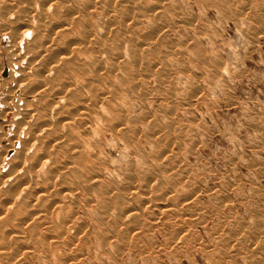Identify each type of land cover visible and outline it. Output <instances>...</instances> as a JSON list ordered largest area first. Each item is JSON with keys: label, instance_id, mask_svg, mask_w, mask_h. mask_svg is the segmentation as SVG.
<instances>
[{"label": "rangeland", "instance_id": "1", "mask_svg": "<svg viewBox=\"0 0 264 264\" xmlns=\"http://www.w3.org/2000/svg\"><path fill=\"white\" fill-rule=\"evenodd\" d=\"M1 1L3 2V0H0V8L2 6H5L6 3L11 4V1L13 2V0L10 1L8 0L10 3L7 0H5L4 1L5 4H2ZM131 1L132 3L130 4L129 2ZM155 1L158 2V0H145V1L130 0L129 2L127 1V3H125L124 1V2H117V4L122 5L123 3L124 6L123 7L120 6V8H127L130 5L132 6L134 3L137 2L136 3L137 6L141 4V6L145 9V7L147 8V6L148 8L152 6L153 7L157 6L155 4L156 3ZM164 1L163 3L165 5L162 4L158 8L159 9V12L157 10L158 13L156 11L147 13L142 10L141 11L137 10L135 13L132 14V16L135 14L133 16V20H134L133 24H131L132 21L129 20L131 23L128 21V23H130L133 27H136L134 26L135 23L140 22L136 27L137 29L134 28L133 30V28L130 27V25L129 27L132 28V30L134 31V32L132 31L134 33L133 36H135V32H136V35L139 33L140 34L135 37L141 38L144 37V35L146 34L149 36L151 32L153 33L154 27H156L158 23L157 19L159 20V24L155 30L156 32H154L156 34L154 35L153 33L151 38L152 41L154 40L153 50L151 51V58L153 57L152 54L154 52L155 53L158 52L157 50H159L160 53L158 52L156 53V55H154L155 58L154 60H152L150 57L146 59L149 63V64L147 63L149 65L148 67L147 64H145L146 68L148 69L147 74L145 70L146 68L145 69L143 68L144 61L145 63L147 62L144 59L145 58L144 55L146 54L147 51H145V54L144 53L142 54L141 52V54H139L138 56L137 64L139 65L141 63L140 67L136 64L137 66L135 65L132 68V69L134 68L136 69V67L137 68L139 67L138 68L139 70L137 69L133 70L132 73H134L135 71H140V74L139 72H135L137 74L135 73L133 74L135 76L134 78L138 77L136 75H140V77L142 78L144 77L143 80L145 79L144 82L142 81V78L140 77H139L140 79L136 78L137 81L140 80L139 83L136 84L137 89L138 87L139 89L138 90L135 89L136 87H134L135 85H133L134 81L129 80L125 74L122 75L123 73H125L122 72V70L121 71L118 70L117 72L114 71V73L111 72V75L112 76L114 75V79L112 76L111 77L107 76L109 75L107 74V72L109 71L108 73H110V70L108 69L107 65L105 66V69L107 70V71L105 70L106 76L105 73L103 72V69L100 72V76L101 78L103 77V80H101L100 82L101 83L100 85H102V87L100 85H98L99 87H97L100 89L99 94H103L106 97L110 98L109 103L114 104L115 108L116 107L119 108L120 113L121 110L123 109L121 113L122 115L119 114L120 117H114L112 119L111 125L117 124L121 119V117L123 116L122 119L120 120V123L126 120V122H124L125 124L123 125L122 123L121 125L122 128L124 127V129H121L120 126L119 128L122 131L117 129L118 131L116 132L121 131V134L125 133L123 134L125 136L129 132L128 136L126 137L127 139L128 137L129 138L131 137L132 139V141L130 139L128 141L126 140L128 144L132 143L128 148L127 147L128 145L126 144V142H123L121 140V137H119L118 135L116 136L115 135L116 133H113L108 128L106 130V127H108L107 125L106 127H104L103 123H101L100 124L101 127H99L100 125H98L97 121H96L97 123L93 122L94 123L93 126L96 125L95 127H97V128H93L95 129L94 132L99 131V134L101 135L103 134L102 133L103 128L107 132L105 134V130H104V135L103 136L101 135V138L99 137L100 135L98 136V134H96L97 140L93 139L96 137L94 133H92V135L88 137L90 138L88 139V141L90 140L89 141L90 143L91 141H93L94 143V144L91 143L90 145L93 148L94 147L95 148L92 149L93 150L92 152H91V146H87L85 149L88 152V148L90 147L89 152L92 154L94 162L95 160L97 163L98 161H100L96 166H95L96 162L94 163V166L97 167L98 169L94 167V169L92 168V170L90 171H95V173H97L95 174L93 172L94 174L92 173V175L98 176L99 179L98 182L102 180L104 184L106 181L105 187L107 186L109 187L102 189V191L104 190L103 195L101 193L102 191L100 190L101 186L98 187L99 183L96 186H94L97 188H93V186L89 188L81 187L78 190L76 188L73 190V194H74L73 196L75 197V199L72 196L73 200L72 203H70L71 201L69 198H66L65 200L63 199V197L57 199V196L55 195L52 196L53 193L51 194V191L53 188L50 187V185H47L46 187V184H44V186L47 188V191L49 193L47 191L46 192L51 195V198L50 196H47L48 197L47 201L52 199L58 202V200L61 199L62 203L56 202L52 204L51 202V206L48 203L46 206H48L49 208L48 207L42 208L40 202H33L31 203V205L28 206V208L30 209L29 210L26 209V210L28 211V214L33 211L34 216L32 218V221L36 223V227L38 228L37 229L35 227L36 238L37 237L38 238L42 237V238H40V240L38 238H37L38 240L32 239L31 237L28 239V237L30 236V235L28 236L30 231L25 232V233L28 232L26 236L18 235L21 237V238L19 237L20 239L16 235V241L15 238L14 241H12L13 239L11 240L12 242L10 241L12 248L13 247H14L13 249H15L16 247L22 248L24 246L28 248V249L24 248L25 249L24 251H21L19 255L17 254L18 260L20 259V262H18L17 260L16 263L18 262L19 264H28V263L42 264L45 261V259H47L48 257H49L48 259L50 260L49 263L47 259L46 260L47 262L46 263L44 262L43 264H61L63 262H64L63 264L65 263L66 264L69 263L70 264H259L260 263L261 264L262 263L263 264L264 263V261L261 260L264 257L263 255L264 254V235H263L264 234V0H164ZM149 3L151 4L147 5ZM13 4L14 3H12L11 5L14 6ZM125 4L127 7L125 6ZM215 6L218 8H216ZM37 7H38L37 5L36 7H33L34 10H36V12H38L39 10ZM168 7L169 8L172 7V9H169V11L167 12L166 10L168 9ZM13 13L12 14L14 16L11 13L9 14L10 16L12 15L11 18L12 19L17 18L18 13L16 12ZM146 13L148 15H145ZM163 14H167L170 17L168 18V16L166 15L167 18H164L165 15ZM143 16L144 17L148 16L147 17L148 19H146V17L144 18ZM149 16L151 17L153 16L152 20L155 23L156 22L157 23L156 24L153 23V21H151V18ZM94 17H93V22L95 23H93V26L95 27L98 23H101L103 21L101 20L103 18L98 16L100 19L97 20L98 19V18L96 19L97 15H94ZM170 18L174 21H172ZM31 19L34 20V18H28L27 21L26 20L24 21L26 22L31 21L30 23H32L33 21ZM106 20L107 18H104V22ZM0 21H2L0 22V24L6 23V21L2 19H0ZM170 21H172L173 23ZM147 23H149L148 26ZM32 24L34 25L35 22H33ZM101 24H98L96 26V29L97 27L99 29ZM168 24L171 26H169ZM163 27L165 29H163ZM138 28L141 29L142 31L144 30L145 34ZM146 28H148V30ZM149 28L151 32H149L150 31ZM100 29H102V27ZM161 29L164 30L163 31L164 33L162 32ZM157 30L158 31L161 30L160 32L162 33L161 34L162 36L160 34L158 35V33L160 32H157ZM149 37H151V35ZM126 38H127L126 33H124V35L122 34L120 39L121 41L123 39L124 40L123 43H121L120 45L121 47L123 46L122 48L120 47V51L121 53L124 54V59L127 60L126 64L131 65L133 63L132 60L133 58L127 56L128 54H126V48H127L126 45L129 44V43L126 44L124 42L127 40ZM157 38H159V40H157ZM3 40L5 39H1L0 42L1 46H4L7 43L6 40L5 41ZM157 41H159V43L162 46H160ZM171 45L173 47H171ZM160 54H162V56ZM157 55H159L160 58L156 57ZM106 56L107 55L105 54V57ZM139 57L141 58L139 59ZM128 58L129 59L131 58L130 59L131 61L128 60ZM157 58H159L160 61ZM155 60H157V62L159 61L160 63L159 62L156 63ZM140 68L142 70H140ZM150 69L157 71L154 72L153 70ZM149 71L152 72V76H150L151 73H149ZM118 72L119 73L122 72L120 76L121 77L123 76L122 77L123 79L126 78L123 80V82L125 80L126 82L129 80V82L131 83L129 82L123 83L121 79H119L120 80L119 81L118 78H116V76L119 77V75H117L119 74ZM144 73L146 76L148 75L147 76L148 79L150 78L151 80V78L153 77V79L156 82L153 81L152 83V81L148 80L146 76L143 75ZM3 76L4 73L0 74V79H5V77ZM157 77H159L161 81L157 82L159 80V78ZM107 78L109 81L110 80L111 81L108 82ZM115 78L117 79L116 81L118 84L116 83ZM30 79L34 85L35 82L34 79L33 80L32 78ZM118 81L124 84L123 85L124 87L122 88L125 90L126 95L124 94V90L120 88L122 84L120 85ZM113 82L116 83L117 86L119 85L120 87L118 86L116 88V85ZM109 83L111 87L114 89L116 88V90H113L111 87H109L110 86L108 85ZM145 83L148 84L146 85ZM105 84H107V87ZM113 85L115 87H113ZM145 87L146 89H149V91L146 90ZM141 88H143L144 92L140 90ZM105 89L107 93L104 92ZM126 89L127 91L129 90L130 91L127 92ZM135 90L137 93L140 90L139 92H141L142 94H136ZM120 91H123V93L121 92L120 94ZM108 92L111 93L113 92V94L110 93L109 95ZM145 92L148 96L145 94ZM129 94L131 97L129 96ZM110 96H113V98ZM116 96H118L117 97L118 100L122 99L119 100V103L117 100L114 101L115 100L114 97ZM119 96L122 98H120ZM139 96L141 97V100H139L140 99ZM132 97H134L135 99ZM108 98L106 99L108 100ZM111 101H113L114 103ZM119 104L121 108L118 106ZM116 110L119 113L118 109ZM141 116L143 117V119L146 120H143ZM124 117L126 119H124ZM9 118L11 120V116H9ZM113 120L115 122H113ZM128 121L131 125L128 124ZM139 121L141 124L139 123ZM127 124L128 126H125ZM3 126H4L5 136L0 141V152L2 151L3 147L7 146L8 138L11 136L12 131L14 130L13 128L14 126L11 127L9 125L2 124L0 125V128ZM128 127H132V129ZM134 127L139 129L138 132L134 133L133 130H136ZM141 127H142L141 130L142 133L140 131ZM164 130L165 131L167 130L166 133H164L165 132ZM86 131H84L83 133H86ZM132 132L134 134H132ZM113 136L117 138L115 139ZM99 145L100 146L102 145L101 151ZM130 148L133 150H131ZM85 149H84V153H85L84 155L86 156L87 154V156L91 157V154L86 153ZM95 149L96 150L98 149L99 152H97L98 150L96 151ZM159 154L160 157H158ZM95 157L98 159H96ZM92 163H93L92 161L89 163L90 166L92 165ZM89 164L87 165L88 167ZM100 165L101 167H99ZM76 167L77 169L79 168L80 169L77 170ZM76 167L74 168L78 172L82 170L80 166L77 165ZM102 170L104 171L103 173ZM72 178L74 179L72 180ZM72 178H70L71 179L70 185L72 184V182L78 180L77 177H76L77 179H75V177ZM108 178L109 179L111 178L112 181L109 180ZM125 178L128 181H126ZM60 180L59 182L58 181L56 182V185L60 183L59 186H62L61 185L62 180L61 182ZM107 180H109L110 183ZM33 181L41 182V180L39 181L33 180ZM113 181L117 182V185ZM111 182L114 184L112 185ZM120 182L123 183L121 184ZM125 182H127L128 185L131 183L130 185L132 186L131 188H133L134 190L138 188L137 190L139 192L136 190V192H138L136 193L132 189L133 192H131L132 193L131 195V193L129 192L131 191V188L130 186L127 187V184ZM103 184L100 183V185ZM114 185L115 188H113ZM122 186L126 187L127 189L123 188ZM111 187L114 190L115 189L116 190L114 191ZM117 187H119V189ZM121 187L124 190L120 191L122 189ZM146 187L150 189L148 192H146V190L143 191L144 189H147ZM91 188H93L92 190L96 189L98 191L97 196H95V194L97 193L92 191ZM102 188H104V186H102ZM106 189H109V191L112 190L111 191L112 193H110ZM117 189L118 192H120V196L119 193L117 192ZM83 191L84 192L86 191L85 193L87 197H89V199L86 197ZM87 191L91 193L93 192L95 198L93 194L91 195V193ZM123 191L126 193H124ZM80 193L82 195L84 193L85 196L81 197ZM108 194L110 197L108 196ZM111 195L113 196V198L111 197ZM115 195H117V197H115ZM124 195H126V197ZM98 196L99 198L103 197L102 200L104 201H101L99 198H97ZM127 196L129 197L127 198ZM1 197H2L1 199H4V195ZM144 197L149 200L147 201ZM93 198L99 200L95 202ZM117 198H119L118 200L122 198L123 202L122 201L119 202ZM152 199L153 200L156 199V202H154L155 200L153 201ZM157 199H159L158 202ZM41 200H43L42 202H44V200L45 202H47L45 198H41ZM62 200L67 201L66 203L69 206L71 204L72 206L74 205L75 207L73 206L72 209H69L70 208L69 206L64 208L66 206L65 205L66 203L65 201ZM161 200L163 204L160 202ZM167 200L169 203L173 202L174 205L176 204L177 207L171 205L172 203L170 204L171 205L170 206ZM81 201L82 202L85 201V203L83 202L84 203L83 204ZM89 201L91 203H89ZM99 201L101 203H99ZM106 201H108V203ZM80 202L82 203V205ZM164 202L165 203L167 202V204H164ZM143 203H145V206ZM147 203L149 205H147ZM158 203L161 205H165L164 207L166 210H167V206L168 205L170 206V208H168L167 210L168 216L167 214L166 215L162 214V212L167 213L165 209L163 210L157 209L159 210V212L156 210L155 206ZM56 204L57 206L59 205L58 206L59 208L63 207L62 209H60L62 210V212L59 210L57 206H55ZM88 204H90L89 207ZM123 204L127 208H125ZM32 205L34 208L33 207L31 208ZM76 205L80 209L77 208ZM96 205L99 207V209H96L98 208L96 207ZM103 205L104 207L107 205L106 206L107 209L106 207L104 208ZM149 206L152 207L148 208ZM50 207L51 210L55 212L59 211L60 214L57 212L55 213L53 211H52L53 213H51V210L49 211ZM39 208H41V210ZM67 209H69V212L67 211L63 212ZM74 209H76L77 211ZM101 209L102 210L105 209V210L102 211ZM70 210L71 212H74L76 214L73 213L71 214ZM133 211L135 212L133 214L134 217L132 215ZM45 212L50 217L47 214H45ZM154 212L157 214H155ZM36 213H39L37 214L40 218V219L38 218L39 220L37 219L38 216H36ZM55 214H57V216H55ZM61 214H65L66 216ZM77 215H78L77 218H79L78 220L77 218H75ZM54 216L55 218H53ZM28 217L26 219H28ZM65 217L67 219H65ZM70 218H71V222L69 221ZM33 219L34 220L36 219L37 222L36 220L34 221ZM45 220H49V223L48 221ZM108 220L111 222H109ZM57 221L60 225H58ZM118 221H120L119 225H117ZM40 222L43 223L41 224ZM53 222H55V224L57 223L56 227L58 228L61 225L62 226L65 225L60 228V229L64 228V230L63 229L61 230L62 233L59 232L60 229L56 230V227L53 226L55 225ZM72 222L75 224H73ZM110 223H112L113 225L116 224L115 227ZM46 225H49V227L48 226L45 227ZM108 225L109 227H107ZM77 226L79 227V229ZM44 227L47 229H45ZM65 227L66 230L69 231L68 233L67 231H65ZM9 228L11 229V227ZM10 229L7 230V232L10 233V231H12ZM108 229L109 232L111 233L108 232ZM113 229L115 231H113ZM26 230H28V228ZM52 230L54 231V236H53V232H51ZM55 230L58 231L56 232V234L58 233L57 235L55 234ZM102 230L104 231V233H102L103 232ZM64 231H65V235L68 234L67 237L63 234ZM42 232L43 233L47 232L48 235L43 234ZM10 234H11L10 237L13 238L14 234L12 233ZM38 234L40 236H38ZM100 234H102V236ZM59 235H61L62 238H64L63 237L64 235L66 237L64 239L66 240L60 238L61 236ZM100 236L101 239L99 238ZM103 236L104 239H102ZM58 237L60 240L57 241ZM94 237L97 238L99 241ZM44 238H47L46 239L47 242L49 243L51 242L50 243L51 245L48 243L49 248H47L48 247L46 245L47 242L46 244L41 246L42 244L41 241ZM8 239L6 240V242L8 241ZM30 239H32L33 241L36 240L35 243ZM25 240L27 241L29 240L32 242L28 241L29 242L28 243L27 241L25 242ZM102 240L105 244L102 243ZM22 241L28 244L22 245L24 244L22 243ZM15 242L17 244H15ZM117 242L120 246H118V244L115 245ZM37 243L38 244L41 243V244L37 246L35 245ZM13 244L15 246H13ZM52 244H54L53 245L54 247L52 246ZM56 244L59 245V248H56L57 247ZM28 246H31L30 247L31 250L29 249ZM116 246L119 247L120 249L115 248ZM42 247L44 250H46L47 248L49 253L42 251L41 250ZM62 247L66 251L63 250ZM51 248L54 249L55 251L50 250ZM34 250L36 251L39 250V251L36 252ZM52 251H54L55 253ZM24 252L30 253V254L27 253L29 256L33 252L31 255L33 258L31 256L30 258H28L29 256ZM43 252L47 254H44ZM4 254L5 255L0 254V259L2 262V258H3V262H4L3 264H6L5 262H7V260L5 259L6 260L5 261L4 258L5 257L7 258L6 255H8V253L5 252ZM34 254L37 256H35ZM251 254L254 255L252 256ZM25 255H27L28 257ZM56 257L59 261L55 260ZM39 260L41 261L43 260L42 263ZM259 260L261 262H259ZM51 261H53V263Z\"/></svg>", "mask_w": 264, "mask_h": 264}, {"label": "bare ground", "instance_id": "2", "mask_svg": "<svg viewBox=\"0 0 264 264\" xmlns=\"http://www.w3.org/2000/svg\"><path fill=\"white\" fill-rule=\"evenodd\" d=\"M5 0H3L2 4L4 3ZM8 1V0H7ZM10 1V0H9ZM8 1V2H9ZM127 3V1L129 2L130 0H13V2L11 1V4L14 3L12 6L11 4L6 3L5 6H2L0 8V19L5 20L6 23L0 24V37L1 39H5L7 41V43L4 46L0 45V74L4 73L5 79H0V121L1 124L0 125H9V126H14V130L12 131L11 136L8 138V144L7 146L3 147L2 151L0 152V254L5 255L4 253H8L7 258L5 257L4 260L6 259L7 262H5L6 264H17L18 262H20V259L18 260V256L19 253H21V251H24V248L27 247H21L22 248H12V245L10 244V241H16V235H20V236H26V234H28V239L31 237L32 239H36V240H40V238H36V223H34L32 221V218L34 216L33 211L30 214H28V211L26 209H30L28 208L29 205H31V203L33 202H40L41 203V207L42 208H47L48 206H46L48 203L51 206V202L52 204L56 203L57 201L55 200H49L47 201V196L51 195L48 194L49 192L47 191V185H50V187H52V191L51 194L53 193L52 196H57L58 198H62L66 200V198L70 199V203H72L73 200V190L77 188V190L81 187H91L93 186V188H97L94 187L96 186L98 183V187H100L101 191L102 189H105L107 187H105L106 181L103 184L102 180L100 182L98 179L97 175H92V173L95 171H90L92 170V168L94 169V167L96 165H98V163L100 161H98V163H95L92 157V154L89 152L90 147L88 148V152L86 151V147L87 146H91L90 144L93 143V141H91V143L88 141V138L90 135H92V133H94L95 135L99 134V131H95V129L93 128H97L95 126H93V122H98V125H100L101 123H103L104 127H106V125L108 127L107 128L110 129L113 133H116L115 135L121 137V140L123 142H126V144L128 145L127 147L129 148L130 144H128V140L131 139V137L127 139L126 136H128V134L123 135L121 134V129H124V127L122 128V123L123 125L125 124L124 122H126V120H124V122L120 123V120L117 124L111 125L112 119L114 117H120L119 114L121 113L119 111V108H115L114 104L109 103L110 98L106 97L103 94H99V87L98 85H100L101 80H103V77L101 78L100 76V72L103 69V72L105 73L107 70L105 69V66H108V69L110 70V73L107 72L108 77L112 76L111 72L114 73V71H118V70H122V72H125L122 74L119 73L117 75L120 76V74L122 75H126L128 77L129 80L134 81L133 85H135L134 87H136L135 89H137L136 84L139 83V81H137L136 78H139L140 75H136L138 77L134 78L135 76L133 75L135 72H139L140 71H135L134 73H132L133 70H139L138 68L140 67L141 63L138 65V56L139 54L144 53L145 51L146 54L143 56V58L146 60L148 57L151 58V51L153 50V46H154V40L152 41V35L154 32H156V28L159 24V20L157 19V26L154 27V32L152 33L150 28H149V32H151V37H149L147 34L144 35V37H135L139 34L136 35L135 32V36H133V30L134 28L137 27V25L140 22L135 23L133 27L131 24H133V13H135L137 10L139 11H144V12H153L158 10L159 12V7L164 4L162 0H158V2H152L155 3L157 6L155 7H150L147 8L145 7V9L141 6V4L139 6H137V2L134 3L132 6L128 5L129 7L127 8H120V6H124L123 3L122 5H118L117 2H124ZM143 1V0H142ZM145 1V0H144ZM151 2V1H150ZM165 2V1H164ZM241 2V1H240ZM10 3V2H9ZM130 4L132 3L129 2ZM146 3V2H145ZM169 3V2H167ZM193 3V2H192ZM213 3V2H212ZM120 4V3H119ZM151 3L147 4L150 5ZM174 4V3H173ZM218 4V3H217ZM231 4V3H230ZM36 5L38 6L37 9L38 12H36V10H34L33 7H36ZM165 5V4H164ZM163 5V6H164ZM170 5V4H168ZM193 5V4H192ZM162 6V7H163ZM175 6V5H174ZM188 6V5H187ZM218 6V5H217ZM223 6V4H222ZM216 7V6H215ZM221 7V6H220ZM218 8V7H216ZM162 9V8H160ZM167 9V8H165ZM169 9H172L168 7V9L166 10L167 12L169 11ZM220 9V8H219ZM221 10V9H220ZM164 11V10H163ZM172 11V10H171ZM174 11V8H173ZM176 11V10H175ZM13 12L18 13V17L12 19L11 16L14 14ZM157 12V13H158ZM180 12V11H179ZM12 14L11 16L9 14ZM95 13V14H93ZM145 15H148V14ZM162 13V12H161ZM160 13V14H161ZM173 13V12H170ZM175 13V12H174ZM130 14V15H129ZM141 14V12H140ZM177 14V13H176ZM175 14V15H176ZM15 15V14H14ZM13 15V16H14ZM17 15V14H16ZM94 15H97L96 19L99 20L100 18L98 16H100L101 20H103L101 23L100 28L102 27V29H96V25L95 27L93 26V17ZM138 15V13H137ZM136 15V16H137ZM144 15V14H142ZM141 15V16H142ZM154 15V14H152ZM156 15V14H155ZM165 15L164 18H167V14H163ZM167 15V16H166ZM135 16V17H136ZM157 16V15H156ZM162 16V15H161ZM172 16V14H171ZM144 17V16H143ZM146 17V16H145ZM144 17V18H145ZM148 17V16H147ZM146 17V19H148ZM151 18V21L153 16H149ZM170 16H168L169 18ZM28 18H34L31 19L33 22H35V24L33 25L32 23L26 22ZM95 18V17H94ZM104 18H107V20L104 22ZM159 18V17H158ZM161 18V17H160ZM95 19V20H96ZM135 19V18H134ZM162 19V18H161ZM171 19V18H170ZM26 20V21H24ZM100 20V21H101ZM132 21V23L130 21ZM138 20V19H137ZM142 20V19H141ZM144 20V19H143ZM155 20V19H154ZM165 20V19H164ZM172 20V19H171ZM128 21L131 23H128ZM140 21V19H139ZM146 21V20H145ZM156 21V20H155ZM161 21V20H160ZM163 21V20H162ZM174 21V20H172ZM170 21V22H172ZM2 22V21H0ZM97 22V21H96ZM99 22V21H98ZM178 22V21H177ZM187 22V21H186ZM153 23H155L153 21ZM155 23V24H156ZM168 23V22H166ZM173 23V22H172ZM170 23V24H172ZM142 24V23H141ZM140 24V25H141ZM145 24V23H144ZM154 24V25H155ZM180 24V23H179ZM188 24V23H187ZM193 24V23H192ZM132 27L130 28L129 27ZM149 25V23H147V26ZM152 25V24H151ZM164 25V23H163ZM166 25V24H165ZM169 25V24H168ZM171 26V25H169ZM151 27V26H150ZM162 27V26H161ZM142 28V27H141ZM145 28V26H144ZM167 28V27H166ZM188 28V27H187ZM137 29V28H136ZM139 29V28H138ZM148 30V28H146ZM159 29V28H158ZM163 29H165L163 27ZM199 29V28H198ZM141 30V29H139ZM162 30V29H161ZM160 30V31H161ZM178 30V29H177ZM188 30V29H187ZM133 31V32H132ZM142 31V30H141ZM146 31V30H145ZM157 30V32H160ZM164 30H162L163 32ZM144 32V30L142 31ZM147 32V31H146ZM197 32V31H196ZM124 33H126L127 35V40L124 41L127 46L126 48V54H128L127 56L133 58V63L130 65H127L126 62L127 60L124 59V54L121 53L120 51V45L121 43H123V39L121 41V36L122 34L124 35ZM138 33V32H137ZM164 33V32H163ZM199 33V32H198ZM145 34V32H144ZM156 33H154L155 35ZM161 35L162 33H158V35ZM142 36V35H140ZM162 36V35H161ZM160 36V37H161ZM166 36V35H165ZM187 36V35H186ZM124 37V36H123ZM122 37V38H123ZM159 37V38H160ZM201 37V36H200ZM159 38H157V40H159ZM0 39V42H1ZM8 39V40H7ZM166 39V38H165ZM198 39V38H197ZM3 40V41H5ZM156 41V38H155ZM161 41V40H160ZM159 43V41H157ZM193 42V41H192ZM157 43V44H158ZM162 43V42H161ZM188 43V42H187ZM190 43V41H189ZM3 44V43H2ZM182 44V43H181ZM194 44V43H193ZM198 44V43H197ZM160 46H162L159 43ZM174 45V44H173ZM190 45V44H189ZM170 46V45H169ZM123 47V46H122ZM121 47V48H122ZM166 47V46H165ZM171 47H173L171 45ZM192 47V46H191ZM156 48V47H155ZM161 48V47H160ZM169 48V47H168ZM159 49V47H158ZM157 50V49H156ZM167 50V49H165ZM174 50V48H173ZM191 50V49H190ZM159 52V50H157ZM172 51V50H170ZM123 52V50H122ZM156 52V53H158ZM165 52V51H164ZM153 53V52H152ZM155 53V52H154ZM152 54V60H154V55ZM160 53V52H159ZM105 54L108 56L105 57ZM170 54V53H169ZM173 54V53H172ZM162 56V54H160ZM166 55V54H165ZM178 55V54H177ZM90 58H89V57ZM156 57H159V55H157ZM82 58V59H80ZM104 58V59H103ZM130 58V59H131ZM141 57H139L140 59ZM149 58V60H150ZM160 58V57H159ZM159 58H157L159 60ZM162 58V57H161ZM173 58V57H171ZM128 58V60H130ZM126 60V61H125ZM151 60V62H152ZM131 61V60H130ZM143 61V59H142ZM147 61V60H146ZM156 63L157 60H155ZM141 62V61H140ZM150 62V63H151ZM148 61L143 64V68L145 69L146 66L145 64H147ZM160 63V62H159ZM138 65L139 67L136 69H132L133 66ZM149 64V63H148ZM147 64V67L149 66ZM187 64V63H186ZM127 65V67H126ZM136 65V66H137ZM155 65V64H154ZM152 65V66H154ZM185 65V64H184ZM160 66V65H159ZM162 66V65H161ZM164 66V65H163ZM166 67V66H165ZM107 68V67H106ZM158 68V66H157ZM156 68V69H157ZM189 68V67H188ZM154 69V68H153ZM150 69V70H153ZM106 70V71H105ZM140 70H142L140 68ZM146 70V74H147V68ZM144 70V72H145ZM166 70V69H165ZM154 71V70H153ZM157 71V70H156ZM154 71V72H156ZM160 71V70H159ZM149 73H151L150 76H152V72L149 71ZM137 74V73H135ZM167 74V73H166ZM102 75V73H101ZM116 75V74H115ZM145 75V73L143 74ZM155 75V74H154ZM153 75V76H154ZM106 76V73H105ZM146 76V75H145ZM148 76V75H147ZM146 76V78L148 79V77ZM158 76V75H157ZM114 79V75L112 76ZM116 76V78L121 79V81L123 82L124 79L126 78H119ZM34 79V85L31 81ZM101 78V79H100ZM115 78V81L117 80ZM142 78V77H140ZM139 78V79H140ZM144 78V77H143ZM142 78V81H144ZM159 78V77H157ZM162 78V77H161ZM105 79V78H104ZM112 79V78H111ZM127 79V80H128ZM135 79V80H133ZM156 79V78H155ZM108 80V78H107ZM129 80L126 82V80L124 82L128 83ZM150 80V78L148 79ZM105 81V80H104ZM103 81V82H104ZM111 81V80H110ZM108 80V82H110ZM114 81V82H115ZM120 81V80H119ZM118 81V82H119ZM137 81V82H136ZM152 83L153 81L156 82L153 77L151 78ZM161 81L160 78L157 82ZM113 82V83H114ZM122 82H119L120 85L122 84ZM123 82V83H124ZM136 82V83H135ZM145 82V81H144ZM149 82V81H147ZM165 82V81H164ZM107 83V82H105ZM117 83V81H116ZM116 83H114L116 85ZM125 83V84H126ZM131 83V82H129ZM143 83V82H140ZM151 83V82H150ZM118 84V83H117ZM146 85L148 83H145ZM167 84V83H166ZM104 85V84H103ZM107 87V84H105ZM110 85V83L108 84ZM124 84L121 85V89H123L122 87ZM130 85V84H129ZM102 87V85H100ZM116 85V88L118 87ZM139 86V85H138ZM142 86V85H141ZM145 86V85H143ZM111 87V85L109 86ZM113 87H115L113 85ZM152 87V86H151ZM150 87V88H151ZM112 88V87H111ZM110 88V89H111ZM116 88H112L113 90H116ZM126 88V87H125ZM133 88V87H132ZM149 88V87H147ZM159 88V87H158ZM103 89V88H102ZM130 89V88H128ZM134 89V88H133ZM132 89V90H133ZM146 89V87H145ZM144 89V90H145ZM124 90V89H123ZM131 90V91H132ZM135 90V92H136ZM140 90L143 91V88H141ZM139 90V91H140ZM149 91V89H146ZM145 90V91H146ZM157 90V89H156ZM109 91V90H108ZM112 91V90H111ZM127 91V89H126ZM130 91V90H129ZM127 91V92H129ZM138 93L136 92V94H142L141 92ZM147 91V93H148ZM167 91V90H166ZM102 92V90H101ZM100 92V93H101ZM106 92V89L104 91ZM103 92V93H104ZM123 93V91H120ZM109 95L111 92H108ZM116 93V91H115ZM119 93V92H118ZM113 94V92L111 93ZM118 94V95H120ZM124 94H125V90H124ZM128 94V93H127ZM146 94V92H145ZM152 94V93H151ZM158 94V93H156ZM107 95V94H106ZM116 95V94H115ZM123 95V94H122ZM126 95V94H125ZM124 95V96H125ZM132 95V94H131ZM147 95V94H146ZM145 95V97H146ZM169 95V93H168ZM128 96V95H127ZM130 96V94H129ZM137 96V95H136ZM135 96V97H136ZM148 96V95H147ZM150 96V95H149ZM153 96V95H152ZM166 96V95H165ZM113 98V96H110ZM118 96L114 97L115 100L114 101H118L122 100L117 98ZM120 97V96H119ZM131 97V96H130ZM140 97V96H139ZM144 97V96H142ZM164 97V96H163ZM172 97V96H171ZM108 98V100L106 99ZM117 98V99H116ZM122 98V97H120ZM127 98V97H126ZM134 98V97H132ZM137 98V97H136ZM161 98V97H160ZM135 99V98H134ZM139 99V98H138ZM137 99V100H138ZM157 99V98H156ZM190 99V98H189ZM141 100V97L140 99ZM143 100V99H142ZM155 100V99H154ZM167 100V99H166ZM174 100V99H173ZM193 100V99H192ZM191 100V101H192ZM124 101V100H123ZM113 102V101H111ZM114 103V102H113ZM146 103V102H145ZM117 104V102H116ZM115 104V105H116ZM170 105V104H169ZM120 107V104L118 105ZM121 108V107H120ZM166 108V107H165ZM119 111V113L117 112V110ZM128 109V108H127ZM133 111V110H132ZM135 111V110H134ZM166 111V109H165ZM125 112V111H124ZM126 114V113H125ZM122 115V114H121ZM145 115V114H144ZM169 115V114H168ZM9 116H11V120L9 118ZM94 118H93V117ZM92 117V119H91ZM142 117V116H141ZM129 118V117H128ZM124 119H126L124 117ZM132 119V118H131ZM137 119V118H136ZM143 119V117H142ZM116 120V119H114ZM113 120V122H115ZM118 120V118H117ZM135 120V119H134ZM133 120V121H134ZM141 120V119H140ZM146 120V119H143ZM142 120V121H143ZM141 121V122H142ZM96 122V123H97ZM144 122V121H143ZM140 123V121H139ZM145 123V122H144ZM128 124L131 125L128 121ZM125 125V126H128ZM134 124V123H133ZM132 124V126H133ZM141 124V123H140ZM121 126V129L119 128ZM101 127V125L99 126ZM137 127V124H136ZM151 127V126H150ZM103 128V126H102ZM127 128V127H126ZM130 129H132V127H128ZM135 128V127H134ZM117 129L121 130L119 132ZM136 130H133L134 133L138 132L139 129L135 128ZM155 129V128H154ZM160 129V128H159ZM88 130V131H86ZM100 130V129H97ZM104 128H103V132L101 130V132L103 134H101L102 136L104 135ZM105 130V134L106 131ZM109 130V131H110ZM142 130V127L140 128V131ZM144 130V129H143ZM84 131H86V133H83ZM126 131V130H125ZM128 131V129H127ZM126 131V132H127ZM130 131V130H129ZM145 131V130H144ZM156 131V130H155ZM165 131V130H164ZM167 131V130H166ZM166 131L164 133H166ZM100 132V133H101ZM111 132V133H112ZM112 133V134H113ZM132 132V134H134ZM142 133V131H141ZM163 133V132H162ZM110 134V133H109ZM138 134V133H137ZM144 134V132H143ZM142 134V135H143ZM101 135L99 136L101 138ZM131 135V134H130ZM149 135V134H148ZM5 136V132H4V126L0 128V141L1 139ZM135 136V135H134ZM133 136V137H134ZM140 136V135H139ZM153 136V135H152ZM93 137V136H92ZM114 137V136H113ZM112 137V138H113ZM118 137V139H119ZM136 137V136H135ZM145 137V136H144ZM97 138V135L95 138V140ZM103 138V137H102ZM115 138V137H114ZM117 138V137H116ZM115 138V139H116ZM123 138V139H122ZM148 138V136H147ZM155 138V137H154ZM162 138V137H161ZM165 138V137H164ZM82 139V140H81ZM92 139V138H91ZM102 140V139H101ZM125 140V141H124ZM127 140V141H126ZM173 140V139H172ZM109 141V140H108ZM121 141V142H122ZM129 141V142H131ZM134 141V140H133ZM138 141V140H137ZM156 141V140H155ZM158 141V140H157ZM162 141V140H161ZM96 142V141H95ZM101 142V141H100ZM135 142V141H134ZM98 143V141H97ZM96 143V144H97ZM106 143V142H105ZM115 143V142H114ZM94 144V143H93ZM101 144V143H100ZM137 144V143H136ZM139 144V143H138ZM159 144V143H157ZM103 145V143H102ZM101 145V146H102ZM118 145V144H117ZM124 145V144H123ZM135 145V144H134ZM100 146V145H99ZM100 146V151L102 149V147ZM109 146V145H108ZM116 146V145H115ZM126 146V145H125ZM106 147V146H105ZM166 147V146H165ZM168 147V146H167ZM95 148V147H94ZM91 146V152L93 151L92 149H94ZM164 148V147H163ZM84 149L86 153H90L91 157L84 155ZM131 149V148H130ZM96 150V149H95ZM98 150V149H97ZM96 150V151H97ZM133 150V149H131ZM138 151V150H137ZM99 152V150L97 151ZM133 153V151H132ZM137 153V152H136ZM167 153V152H166ZM95 154V153H93ZM100 154V153H99ZM165 154V153H164ZM98 155V154H97ZM107 155V154H106ZM139 155V154H138ZM95 156V155H94ZM143 156V155H142ZM154 156V154H153ZM152 156V157H153ZM162 156V155H161ZM165 156V155H164ZM163 156V157H164ZM98 157V156H96ZM95 157V158H96ZM100 157V155H99ZM141 157V156H140ZM160 157V154L159 156ZM94 158V159H95ZM136 158V157H135ZM165 158V157H164ZM98 159V158H96ZM101 159V158H99ZM128 159V157H127ZM143 159V157H142ZM150 159V158H149ZM93 162L92 165L90 166V162ZM104 161V160H103ZM153 161V159H152ZM156 161V160H155ZM159 162V161H157ZM162 162V161H160ZM89 164V167L87 166ZM95 163V166H94ZM106 163V162H105ZM151 163V162H150ZM172 163V162H171ZM73 164V165H72ZM103 164V163H102ZM138 164V163H137ZM160 164V163H159ZM168 164V163H167ZM72 165V166H70ZM75 165V166H74ZM80 166L82 170H80L79 172L77 170L76 166ZM104 165V164H103ZM110 165V164H109ZM135 165V164H134ZM142 165V164H141ZM76 167V169L74 168ZM101 167V165L99 166ZM129 167V166H128ZM131 167V166H130ZM96 169H98L97 167H95ZM106 168V167H104ZM149 168V167H148ZM162 168V167H161ZM75 169V170H74ZM101 169V168H100ZM103 169V167H102ZM165 169V168H164ZM163 169V170H164ZM173 169V168H172ZM161 170V169H160ZM108 171V170H107ZM126 171V170H125ZM167 171V170H166ZM101 172V171H100ZM104 171L102 170V173ZM140 172V171H139ZM93 173V174H94ZM112 173V172H111ZM148 173V171H147ZM172 173V172H171ZM170 173V174H171ZM97 174V173H95ZM99 174V173H98ZM101 174V173H100ZM107 174V173H106ZM105 174V175H106ZM115 174V173H114ZM130 174V173H129ZM104 175V174H103ZM100 175V176H103ZM110 175V174H109ZM131 175V174H130ZM164 175V174H163ZM175 175V174H174ZM132 176V175H131ZM144 176V175H143ZM72 177H75V179L78 178L77 181L72 182V186L70 185L71 183V179ZM77 177V178H76ZM152 177V176H151ZM105 178V177H104ZM103 178V180H104ZM122 178V177H121ZM132 178V177H131ZM141 178V177H140ZM150 178V177H149ZM41 180V182H35L33 180ZM62 182H61V180ZM74 178H72L73 180ZM102 179V178H101ZM109 179V178H108ZM116 179V178H115ZM120 179V178H119ZM124 179V177H123ZM61 182L62 186L56 185V182L58 181ZM111 180V178L109 179ZM107 180V181H109ZM117 180V179H116ZM126 180V178H125ZM112 181V180H111ZM115 181V180H114ZM113 181V182H114ZM128 181V180H126ZM32 182V183H30ZM34 182V183H33ZM74 183V184H73ZM100 183H102L103 185H100ZM110 183V181H109ZM112 183V182H111ZM117 185V182H114ZM112 183V185L114 184ZM121 183V182H120ZM123 183V182H122ZM121 183V184H122ZM127 184V182H125ZM44 184H46V187L44 186ZM64 184V186H63ZM144 184V183H141ZM108 185V184H107ZM131 183L128 185L127 187L130 186ZM171 185V184H170ZM102 186H104V188H102ZM111 186V185H110ZM135 186V185H134ZM140 186V185H139ZM49 187V186H48ZM60 187V188H57ZM123 188H126L124 186H122ZM121 187V188H122ZM132 186H130L131 188ZM137 187V186H136ZM135 187V188H136ZM142 187V186H141ZM149 187V186H148ZM91 188V190L93 189ZM112 188V187H111ZM115 188V185L114 187ZM112 188V189H113ZM119 189V187H117ZM121 189L120 191L124 190ZM143 188V187H142ZM147 188V187H146ZM154 188V187H151ZM165 188V187H164ZM99 189V188H98ZM117 189V192H118ZM127 189V188H126ZM129 189V188H128ZM133 188H131V191H129L130 193L133 192L132 191ZM138 189V188H137ZM136 189V190H137ZM86 190V189H83ZM88 190V189H87ZM90 190V189H89ZM96 189L92 190L95 193V196L98 195V191H95ZM107 191H109V189H106ZM114 190V189H113ZM116 190V189H115ZM114 190V191H115ZM134 190V189H133ZM136 190H134L136 192ZM148 192L150 189H144L143 191ZM155 190V189H154ZM160 190V189H159ZM48 193H47V192ZM100 191V192H101ZM104 191V190H103ZM103 191L101 192L103 195ZM112 191V190H111ZM111 191H109L110 193H112ZM113 191V192H114ZM126 191V190H125ZM138 191V190H137ZM142 191V190H141ZM153 191V190H152ZM46 192V193H45ZM78 192V191H77ZM84 192V191H83ZM86 192V191H85ZM84 192V193H85ZM89 192V191H87ZM106 192V191H105ZM124 192V191H123ZM128 192V193H129ZM139 192V191H138ZM136 192V193H138ZM170 192V191H169ZM174 192V191H173ZM80 193V196H85ZM91 193V192H89ZM88 193V194H89ZM100 193V194H101ZM109 193V194H110ZM119 196H120V192ZM126 193V192H124ZM144 193V192H143ZM155 193V192H154ZM163 193V192H162ZM165 193V192H164ZM93 194V192L91 193V195ZM99 194V195H100ZM108 194V196H109ZM135 194V193H134ZM167 194V193H166ZM194 194V193H193ZM4 195V199H1ZM76 195V194H75ZM79 195V194H78ZM89 195V196H91ZM106 195V194H105ZM118 195V194H117ZM117 195H115V197H117ZM127 195V194H126ZM126 195H124L126 197ZM132 195V193H131ZM130 195V196H131ZM164 195V194H163ZM73 196V197H72ZM94 196V194H93ZM94 196V198H95ZM118 196V197H119ZM193 196V195H191ZM87 197V195H86ZM106 197V196H105ZM110 197V196H109ZM111 197L113 198V196L111 195ZM123 197V195H122ZM129 196H127L128 198ZM140 197V196H139ZM170 197V196H169ZM176 197V196H175ZM41 198H45L47 202H42L43 200H41ZM55 198V197H54ZM78 198V197H77ZM89 199V197H87ZM93 198V199H94ZM99 198V196L97 197ZM120 198V197H119ZM117 198V200L119 199ZM135 198V197H133ZM145 198V197H144ZM149 198V197H147ZM194 198V197H193ZM75 199V197H74ZM81 199V198H80ZM84 199V197H83ZM101 201L103 197L99 198ZM99 199H94L95 202L98 201ZM107 199V198H106ZM111 199V198H108ZM115 199V198H114ZM131 199V198H130ZM143 199V198H142ZM146 199V198H145ZM163 199V198H162ZM60 200V201H59ZM58 202H61V199H59ZM62 200V201H65ZM79 200V199H78ZM86 200V199H85ZM91 200V199H90ZM126 200V199H125ZM128 200V199H127ZM147 201L149 199H146ZM145 200V201H146ZM153 200V199H152ZM155 200V201H154ZM153 201L156 202V199H154ZM159 199H157L158 202ZM172 200V199H171ZM170 200V201H171ZM177 200V199H176ZM175 200V202H176ZM194 200V199H193ZM80 201V200H79ZM109 201V200H108ZM108 201H106L108 203ZM114 201V200H112ZM119 202L122 201V198L120 200H118ZM166 201V200H165ZM195 201V200H194ZM57 202V203H58ZM67 201H65L66 203ZM82 202V201H81ZM80 202V203H81ZM85 203V201H83ZM82 202V203H83ZM93 202V201H92ZM116 202V201H115ZM114 202V204H115ZM123 202V201H122ZM134 202V201H132ZM162 204V200L160 201ZM159 202V203H160ZM168 202V200H167ZM167 202L164 204H167ZM62 203V202H61ZM60 203V204H61ZM64 203V204H65ZM75 203V202H74ZM79 203V202H78ZM81 203V205H82ZM83 203V204H84ZM89 203H91L89 201ZM94 203V202H93ZM99 203H101L99 201ZM104 203V202H103ZM152 203V202H151ZM157 204L156 210H163L165 209V205H161V204ZM172 203V204H171ZM168 204L170 205H174L173 202H171ZM62 204V205H64ZM87 204V203H86ZM105 204V203H104ZM113 204V202H112ZM121 204V203H120ZM118 204V205H120ZM129 204V203H128ZM145 206V203H143ZM66 206L64 208H66L67 206H69L67 203L65 204ZM111 205V204H110ZM124 205V204H123ZM131 205V204H130ZM147 205H149L147 203ZM153 205V204H151ZM168 205V206H169ZM170 205V206H171ZM37 206V204H36ZM57 206V204L55 205ZM59 206V205H58ZM57 206V207H58ZM74 206V205H73ZM73 206L70 204V208L72 209ZM77 206V205H76ZM86 206V205H85ZM84 206V207H85ZM90 206V204H88V207ZM94 206V205H93ZM100 206V204H99ZM107 206V205H106ZM105 206V207H106ZM109 206V204H108ZM115 206V205H114ZM125 206V205H124ZM135 206V205H134ZM167 206V210L168 208H170V206ZM174 206L177 207V205L175 204ZM172 206V207H174ZM33 207V205L31 206V208ZM75 207V206H74ZM83 207V208H84ZM96 207H98L96 205ZM104 207V205H103ZM104 207V208H105ZM152 206H149L148 208H150ZM34 208V207H33ZM37 208V207H35ZM49 208V207H48ZM53 208V207H52ZM59 208V207H58ZM63 208V207H62ZM61 207L59 208L62 209ZM77 208H79L77 206ZM125 208H127L125 206ZM41 210V208H39ZM69 209L63 211V212H69ZM80 209V208H79ZM96 209H99L96 208ZM94 209V210H96ZM103 209V208H102ZM101 209V210H102ZM107 209V207H106ZM137 209V208H136ZM172 209V208H171ZM175 209V208H174ZM26 210V211H25ZM37 210V209H36ZM48 210V209H46ZM51 210V207L49 209V211ZM56 210V208H55ZM76 210V209H74ZM91 210V209H89ZM105 210V209H104ZM102 210V211H104ZM112 210V209H111ZM115 210V209H114ZM122 210V209H121ZM159 210H157L159 212ZM166 210V209H165ZM164 210V211H165ZM166 210V212H167ZM173 210V209H172ZM35 211V210H34ZM48 211V213H49ZM51 210V213L55 212ZM62 212V210H60ZM77 211V210H76ZM30 212V211H29ZM39 212V211H38ZM57 212V211H56ZM55 212V213H56ZM71 212V210H70ZM87 212V211H86ZM94 212V211H93ZM115 212V211H114ZM156 212V211H155ZM154 212V213H155ZM162 212V211H161ZM170 212V211H169ZM57 213L60 214V212L58 211ZM76 214L74 212H71V214ZM125 213V212H124ZM135 212L133 211L132 215ZM174 213V212H172ZM171 213V214H172ZM28 214V215H26ZM36 213V216H38ZM45 214H47L45 212ZM68 214V213H67ZM79 214V213H78ZM93 214V213H92ZM122 214V212H121ZM151 214V213H150ZM157 214V213H155ZM162 214L168 216V212H162ZM159 214V215H162ZM43 215V214H42ZM48 215V214H47ZM54 215V214H53ZM66 216L65 214H61ZM105 215V214H104ZM128 215V214H127ZM137 215V214H136ZM170 215V214H169ZM29 216V217H28ZM49 216V215H48ZM52 216V215H51ZM55 216H57V214H55ZM55 216L53 218H55ZM69 216V215H68ZM75 216V215H74ZM91 216V215H90ZM101 216V214H100ZM131 216V213H130ZM150 216V215H149ZM192 216V215H191ZM28 217V219H26ZM50 217V216H49ZM78 215L75 217L77 218ZM118 217V216H117ZM116 217V218H117ZM121 217V216H120ZM124 217V216H123ZM134 217V215H133ZM137 217V216H136ZM141 217V216H140ZM151 217V216H150ZM170 217V216H169ZM168 217V218H169ZM39 218V216L37 217V219ZM47 218V216H46ZM74 218V217H73ZM92 218V217H91ZM101 218V217H100ZM128 218V217H127ZM139 218V217H138ZM40 219V218H39ZM38 219V220H39ZM52 219V218H50ZM65 219H67L65 217ZM69 219V218H68ZM79 218H77L78 220ZM109 219V218H108ZM122 219V218H121ZM34 220V219H33ZM36 220V219H35ZM34 220V221H35ZM82 220V219H81ZM129 220V219H128ZM132 220V219H131ZM139 220V219H138ZM41 221V220H40ZM44 221V220H42ZM48 221L49 220H45ZM55 221V220H54ZM59 221V219H58ZM57 221V223H58ZM67 221V220H66ZM71 222V218L69 220ZM74 221V220H73ZM85 221V220H84ZM94 221V220H93ZM109 221V220H108ZM107 221V222H108ZM126 221V220H124ZM133 221V220H132ZM33 222V223H32ZM37 222V220H36ZM77 222V221H76ZM111 222V221H109ZM119 222L117 223V225H119ZM32 223V224H31ZM41 223V222H40ZM43 223V222H42ZM41 223V224H42ZM55 224V222H53ZM52 223V224H53ZM56 223V224H57ZM73 223V222H72ZM114 223V222H113ZM116 223V222H115ZM123 223V222H122ZM56 224L53 225L56 227ZM62 224V223H61ZM75 224V223H73ZM109 224V223H108ZM112 224V223H110ZM137 224V221H136ZM51 225V224H49ZM49 225H46L45 227H49ZM58 225H60L58 223ZM82 225V224H81ZM95 225V224H94ZM113 225V224H112ZM116 225V224H115ZM115 225H113L115 227ZM40 226V225H39ZM65 226V225H63ZM62 225L58 227H56L57 229H60L61 227H63ZM75 226V225H74ZM79 226V225H78ZM77 226V227H78ZM261 226V225H260ZM11 227V229L9 228ZM36 227V228H35ZM44 227V228H45ZM68 227V226H66ZM65 227V231H67V233L69 232L68 230H66ZM71 227V226H70ZM81 227V226H80ZM85 227V226H84ZM105 227V226H104ZM109 227V225L107 226ZM123 227V226H122ZM28 228V230H26ZM43 228V229H44ZM52 228V226H51ZM50 228V229H51ZM74 228V227H73ZM83 228V227H82ZM111 228V227H110ZM109 228V229H110ZM12 230L10 231V233L14 234L13 238L10 237V233L7 232V230ZM38 229V228H37ZM47 229V228H45ZM64 230V228H62ZM62 229H60L59 232L62 233ZM72 229V228H71ZM79 229V227H78ZM88 229V228H87ZM94 229V228H92ZM107 229V228H106ZM108 229V232H109ZM115 229V228H114ZM113 229V231H115ZM117 229V228H116ZM123 229V228H122ZM129 229V228H128ZM140 229V228H139ZM181 229V228H180ZM54 230V228H53ZM53 232V236H54V231ZM55 230V234L56 231ZM70 230V229H69ZM73 230V229H72ZM71 230V231H72ZM111 230V229H110ZM124 230V229H123ZM127 230V229H126ZM26 231H28L27 233H25ZM47 231V230H46ZM65 231H64V235H65ZM103 231V230H102ZM112 231V230H111ZM40 232V231H39ZM75 232V231H74ZM100 232V231H99ZM43 233V232H42ZM66 233V234H67ZM76 233V232H75ZM74 233V234H75ZM104 233V231L102 232ZM107 233V231H106ZM111 233V232H109ZM134 233V232H133ZM179 233V232H178ZM25 234V235H24ZM43 234H47L48 233H43ZM42 234V235H43ZM58 234V233H57ZM56 234V235H57ZM70 234V233H69ZM78 234V233H77ZM9 235V236H8ZM63 237L66 238L67 235H65ZM102 236V234H100ZM110 235V234H109ZM264 235V234H263ZM18 236V238L20 237ZM38 236H40L38 234ZM61 236V235H59ZM101 236L99 237L101 239ZM76 237V236H75ZM123 237V236H122ZM9 238V239H8ZM21 238V237H20ZM19 238V239H20ZM27 238V237H26ZM62 238V236L60 237ZM62 238V239H64ZM80 238V237H79ZM95 238V237H94ZM115 238V237H114ZM229 238V237H228ZM8 239V241L6 242V240ZM18 239V240H19ZM30 239V240H32ZM47 238H44L41 242V246L46 244ZM50 239V238H49ZM57 239V238H56ZM55 239V240H56ZM97 239V238H95ZM104 239V236L103 238ZM110 239V238H109ZM120 239V238H119ZM123 239V238H122ZM17 240V241H18ZM35 240V241H36ZM52 240V241H55ZM60 240L59 237L57 239V241ZM66 240V239H64ZM74 240V238H73ZM98 240V239H97ZM106 240V239H105ZM104 240V241H105ZM127 240V239H126ZM227 240V239H226ZM11 241V242H12ZM27 240H25L26 242ZM29 241V240H28ZM27 241V242H28ZM33 241V240H32ZM29 241V242H32ZM35 241H33L35 243ZM63 241V240H61ZM99 241V240H98ZM108 241V240H107ZM122 241V240H121ZM24 241H22V245H25ZM28 242V243H29ZM38 242V241H37ZM40 242V241H39ZM101 242V241H100ZM119 242V241H118ZM118 242L115 244L117 245ZM177 242V241H176ZM27 243V244H28ZM47 242V246H48ZM51 243V242H50ZM49 243V244H50ZM54 243V242H53ZM56 243V242H55ZM61 243V242H59ZM58 243V244H59ZM64 243V242H63ZM97 243V242H96ZM102 243L103 240H102ZM115 243V242H113ZM193 243V242H192ZM255 243V242H254ZM15 244H17L15 242ZM20 244V243H19ZM26 244V245H27ZM40 244H35L37 246H39ZM57 245L56 248H59V245ZM76 244V243H75ZM105 244V243H104ZM175 244V243H174ZM51 245V244H50ZM54 244H52L53 246ZM114 245V246H115ZM227 245V244H226ZM13 246H15L13 244ZM18 246V245H16ZM36 246V247H37ZM51 246V247H52ZM61 246V244H60ZM64 246V245H63ZM110 246V245H109ZM118 246H120L118 244ZM177 246V245H176ZM29 249L31 250V246H28ZM35 247V248H36ZM45 247V246H44ZM54 247V246H53ZM52 247V248H53ZM65 247V246H64ZM38 248V247H37ZM36 248V249H37ZM49 248V246L47 247ZM46 248V250H47ZM50 249V250H54V249ZM63 248V247H62ZM67 248V247H66ZM75 248V247H74ZM101 248V247H100ZM103 248V247H102ZM115 248H119V247H115ZM114 248V249H115ZM254 248V247H253ZM28 249V248H27ZM26 249V250H27ZM34 249V248H32ZM113 249V250H114ZM120 249V248H119ZM256 249V248H255ZM263 249V248H262ZM42 251L48 252V250H44L43 247L41 249ZM49 250V251H50ZM63 250H65L63 248ZM112 250V252H113ZM170 250V249H169ZM175 250V249H174ZM259 250V248H258ZM4 251V252H2ZM28 251V250H27ZM33 251V250H32ZM36 251V250H34ZM39 251V250H38ZM36 251V252H38ZM55 251V250H54ZM52 251V252H54ZM57 251V249H56ZM61 251V249H60ZM66 251V250H65ZM116 251V250H115ZM118 251V250H117ZM121 251V250H120ZM257 251V250H256ZM261 251V250H260ZM263 251V250H262ZM41 252V251H40ZM43 252L44 254H47ZM63 252V251H62ZM82 252V251H81ZM25 253V252H24ZM28 253V252H27ZM25 253V254H27ZM33 253V252H32ZM31 253V255H32ZM42 253V252H41ZM49 253V252H48ZM55 253V252H54ZM248 253V252H247ZM30 254V253H28ZM27 254V255H28ZM38 254V253H36ZM53 254V253H52ZM58 254V253H57ZM66 254V253H65ZM73 254V253H72ZM116 254V253H115ZM257 254V253H256ZM25 255V256H27ZM30 255V256H31ZM35 255V254H34ZM60 255V254H59ZM252 255V254H251ZM254 255V254H253ZM252 255V256H253ZM264 255V254H263ZM21 256V255H20ZM19 256V257H20ZM24 256V255H22ZM29 256V255H28ZM27 256V257H28ZM30 256L28 258H30ZM37 256V255H35ZM39 256V255H38ZM41 256V255H40ZM53 256V255H52ZM51 256V258H52ZM55 256V254H54ZM58 256V255H57ZM250 256V255H248ZM247 256V257H248ZM259 256V255H258ZM261 256V254H260ZM32 257V256H31ZM59 257V256H58ZM263 257V256H262ZM21 258V257H20ZM27 258V259H28ZM33 258V257H32ZM36 258V257H35ZM49 258V257H48ZM47 258V259H48ZM50 258V259H51ZM55 258V257H53ZM75 258V257H73ZM249 258V257H248ZM24 259V258H22ZM39 259V258H37ZM45 259V263L47 262ZM259 259V257H258ZM261 259V257H260ZM264 259V257H263ZM263 259H261L262 261H264ZM5 260V261H6ZM18 260V262L16 263V261ZM26 260V258H25ZM44 260V259H43ZM42 260V261H43ZM52 260V259H51ZM57 261H59L56 257ZM80 260V259H79ZM41 263L42 261L39 260ZM49 259H48V263H49ZM252 261V260H251ZM25 262V261H24ZM27 262V261H26ZM30 262V261H29ZM43 262V263H44ZM53 263V261H51ZM50 262V263H51ZM259 262H261L259 260ZM3 264V258H2V262L0 259V264ZM42 263V264H43ZM56 263V262H54ZM61 263V262H59ZM64 263V262H63ZM61 263V264H63ZM72 263V262H71ZM78 263V262H77ZM19 264V263H18ZM29 264V263H28ZM32 264V263H31ZM66 264V263H65ZM70 264V263H69ZM260 264V263H259ZM262 264V263H261ZM264 264V263H263Z\"/></svg>", "mask_w": 264, "mask_h": 264}]
</instances>
